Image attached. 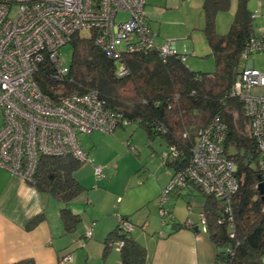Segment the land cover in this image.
Returning <instances> with one entry per match:
<instances>
[{
	"label": "trees",
	"instance_id": "trees-1",
	"mask_svg": "<svg viewBox=\"0 0 264 264\" xmlns=\"http://www.w3.org/2000/svg\"><path fill=\"white\" fill-rule=\"evenodd\" d=\"M230 1L204 0L202 3L204 25L201 29L215 62L211 73L189 69L185 66V58H181L184 54L177 50L166 56L158 55L155 50H121L115 58L97 45L93 31H86L87 36L76 31L67 42L72 46V55L62 82L54 79L49 62L40 66L36 79L41 90L50 95L57 92L55 87L60 84L68 92L95 89L106 99L107 105L121 115L120 118L137 122L151 139L159 136L164 150L175 146L178 152L175 160L164 159L165 165L172 168V174L187 166L199 132L217 117L225 126L223 150L236 165L233 174L238 188L227 205L221 197L207 196L198 188L187 186L195 188L203 197L200 213L204 214L205 231L215 248L213 264H264V188L261 190L258 185L264 183V173L258 167L257 144L250 132V118L244 104L229 94L241 68V51L248 38L256 33L252 27L254 16L248 0H236L228 32L218 34L215 15L225 12ZM118 59L124 62L128 71L116 77ZM37 158L29 182L61 203L59 218L63 230L71 233L81 217L67 204L86 189L74 175L82 162L69 154ZM227 206L230 214L225 211ZM168 212V217L160 214L162 222L170 224L168 235L184 227L193 231L196 227V232L200 231V226L191 225L188 217L176 221L170 209ZM119 216L120 220L131 223L127 216ZM38 218H31L29 223H35ZM120 220L104 239L105 251L119 240L122 242L118 251L120 264H143L146 262L145 248L129 235L131 231H118ZM16 264H34V261L26 258Z\"/></svg>",
	"mask_w": 264,
	"mask_h": 264
},
{
	"label": "built area",
	"instance_id": "built-area-1",
	"mask_svg": "<svg viewBox=\"0 0 264 264\" xmlns=\"http://www.w3.org/2000/svg\"><path fill=\"white\" fill-rule=\"evenodd\" d=\"M145 4L146 0H0L2 169L30 180L37 157L42 154H72L81 162H93L79 144L78 134H89L92 130L111 132L119 123H128L95 89L68 92L60 84L55 87L57 92L50 95L41 90L36 75L40 66L49 62L54 79L62 82L67 71L58 59L60 48L73 33L81 30L93 31L97 45L115 58L121 50H155L160 56L174 53V40L166 39L162 45L155 43L157 34L147 22ZM120 13L127 18H118ZM248 39L241 51V61L243 58L248 61L240 62L241 68L229 94L244 104L250 118V132L257 144L258 167L264 173V71L255 67L254 60L248 59L252 52L264 53V31ZM117 62L116 77L125 75L127 66L119 59ZM223 125L215 117L199 132L189 163L176 170L162 188L159 214L170 216L163 203L171 192L187 185L207 196L221 197L229 205L238 183L233 174L236 165L223 150ZM161 153L169 162L178 156L173 145ZM94 168L96 175L103 176L99 167ZM229 210L227 206L225 211ZM120 221V233L134 228L128 220ZM229 221L232 222L231 217ZM204 223V214L200 213L198 224L205 230ZM86 236H91V230ZM121 244L115 241L112 248L119 250ZM72 259L73 254L68 253L59 264Z\"/></svg>",
	"mask_w": 264,
	"mask_h": 264
},
{
	"label": "rangeland",
	"instance_id": "rangeland-1",
	"mask_svg": "<svg viewBox=\"0 0 264 264\" xmlns=\"http://www.w3.org/2000/svg\"><path fill=\"white\" fill-rule=\"evenodd\" d=\"M203 1L146 0L144 13L151 31L157 34L155 43L162 45L166 39L174 40V47L185 56V66L193 71L211 73L215 69V62L209 53V46L201 29L204 25ZM235 2L236 0H231L225 12L215 15V28L218 34L228 32L236 9ZM248 7L252 14L256 15L252 23L254 31L256 33L264 31V14H262L264 0H248ZM118 18H127V15L120 13ZM79 34L87 36L88 32L81 30ZM71 55L70 44L61 46L58 59L66 70L70 65ZM248 59L254 60L255 67L264 71V53L252 52ZM247 61L243 58L241 64ZM2 122L0 111V126ZM78 140L83 150L88 152L87 156L93 161L82 162L74 173L77 181L86 187L85 191L78 195L80 203L83 202L86 207L81 216L80 228L85 226V231L89 230L91 217L97 213V210L110 208L117 220L119 213L128 212L135 224L145 223L144 228L134 225L131 232L144 229L145 232L155 235L170 229L169 224L162 222L159 214L158 201L162 188H165L169 182L168 176L171 172V168L165 165L161 153L165 145L159 136L151 139L137 122H128L116 126L111 132L92 130L89 134L79 133ZM94 167H99L103 176L96 175ZM168 198L169 200L164 202L165 208L172 209V213L178 218L188 216L189 221L200 226L199 234L209 238L207 232L198 224L200 205L203 202V197L199 193L195 192L193 195L183 193L179 197L171 194ZM187 201L191 202V210L187 208ZM85 237L90 238L86 234ZM209 249L212 257L210 261L213 264L215 248ZM68 253L72 254V252Z\"/></svg>",
	"mask_w": 264,
	"mask_h": 264
},
{
	"label": "crops",
	"instance_id": "crops-1",
	"mask_svg": "<svg viewBox=\"0 0 264 264\" xmlns=\"http://www.w3.org/2000/svg\"><path fill=\"white\" fill-rule=\"evenodd\" d=\"M255 18L256 15L253 20ZM170 175L172 168L168 180ZM29 181L0 167V264H16L26 258H31L34 264H59L63 255L68 252H72L73 259L64 264L121 263L118 250L104 249V239L118 223L110 208L99 209L91 217V236L86 238L88 230L85 231V226H79L86 207L83 202L80 203L78 196L75 197L67 205L74 213L80 215L81 220L71 233H66L59 218L61 203L52 194L38 190ZM191 187L180 188L169 195H193L196 191ZM168 196L165 201L169 200ZM187 203L191 206L190 209L187 208L191 210V202ZM202 204L203 202L200 211ZM170 210L172 212V209ZM119 214L127 216L136 226L145 224H135L128 212ZM36 216H39L37 221L30 224L31 218ZM173 216L176 221H183L188 217L181 219L174 214ZM168 231L155 235L145 232L144 229L130 232L129 235L145 248L146 262L143 264H212L209 248L214 245L209 238L200 235V231L185 227L169 235Z\"/></svg>",
	"mask_w": 264,
	"mask_h": 264
},
{
	"label": "water",
	"instance_id": "water-1",
	"mask_svg": "<svg viewBox=\"0 0 264 264\" xmlns=\"http://www.w3.org/2000/svg\"><path fill=\"white\" fill-rule=\"evenodd\" d=\"M262 184H264V183H260V184H258L261 190H262V188H264V185H262ZM194 229H195V231L197 230L196 227H194Z\"/></svg>",
	"mask_w": 264,
	"mask_h": 264
}]
</instances>
